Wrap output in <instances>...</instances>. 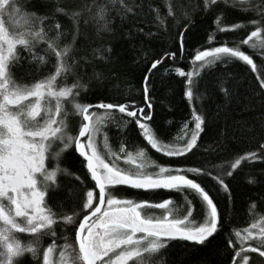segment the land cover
Instances as JSON below:
<instances>
[{
	"label": "snow or ice",
	"instance_id": "obj_1",
	"mask_svg": "<svg viewBox=\"0 0 264 264\" xmlns=\"http://www.w3.org/2000/svg\"><path fill=\"white\" fill-rule=\"evenodd\" d=\"M219 2L203 0L205 10ZM237 2L241 6L237 10L245 14L254 13L253 19L222 27L221 13L215 21L218 31L250 27V34L240 44L251 49H264V0H233V4ZM44 3L56 6L41 12L32 0H0V264H22L26 254H31L36 264H68L66 253L69 249L74 254L71 264H146V254H158L172 241L204 245L218 233L221 224L218 206L198 178L210 176L231 201L225 173L213 175L207 167H173L146 162L144 150L135 156L127 151L124 147L126 139H121L120 150L116 152L109 143L106 129L112 126L124 137L134 122L152 149L166 157L179 158L198 147L201 133L205 130V117L193 108L192 120L182 126L183 143L163 142L149 123L153 119V105L147 76L144 78L143 107L104 102L90 104L81 100L83 94L92 90L94 81L103 83L101 72L94 71L93 76L85 79L77 71L82 61L90 62L87 55H81L84 51L79 46L81 24L87 26L90 21H95L99 35L102 31L114 32L116 19L120 20L121 26L129 20L140 22L144 15L143 0L139 3L135 0H104L90 18H85L80 10L61 6L59 0H44ZM224 3L228 4V0ZM196 11L198 8L191 13L183 9L178 15L174 8L167 10V16L174 20L173 29L179 34L180 57L185 56L184 35L195 22ZM149 14L153 16V27L159 29L163 25V31L169 33L168 21L158 9L153 11L149 5ZM61 17L69 21L67 26ZM133 32L149 39L159 34L158 30L145 31L134 27L126 34L129 39L133 38ZM209 42H214V35L210 34ZM21 51L27 53L24 58L29 63L38 66L37 71L46 67L54 57V72L31 84L19 83L12 68L21 60ZM100 51L92 49L93 54ZM106 51L110 53L111 48ZM168 56L173 62L177 60V52L166 53L164 58L151 64L149 71L156 69ZM100 58L105 59L104 56ZM233 61L243 62L253 72H258L253 58L239 46H228L225 42L221 46L197 50L191 61L192 70L174 69L176 76L185 78V97L192 101L194 89L198 88V78L204 70H212L217 65L227 69ZM168 72L165 69V74ZM69 78H72L70 85ZM257 79L259 88L264 90V76L257 75ZM227 82L221 78L218 86L226 101H230L232 92L224 87ZM258 97L261 108H264V91L258 93ZM116 112L121 114L120 118L116 117ZM72 117L80 118L77 133L71 130ZM189 123L194 127L189 128ZM222 136L226 137V132ZM223 146V142L219 143V147ZM72 149L82 158L79 163L86 169V176L94 182V188L84 192L81 202L74 205L69 214L64 211L63 204L53 208L48 200L60 189L59 174L74 176L81 186L86 187L84 179L62 164L64 154ZM260 149V156H264V144ZM122 158L126 164L141 162L135 163V170L126 169L120 166ZM259 158L256 152H248L235 159L226 176L232 177L243 161ZM150 168L157 170L149 171ZM248 182L256 184L257 179L250 177ZM118 186L176 192L182 195L183 203L182 206L177 205L173 199L148 203L119 198ZM68 192L73 194L72 189ZM196 201H199L198 216ZM256 207L251 203L249 211L253 212ZM146 208L163 210V214H144ZM60 224L66 226L65 231L67 226L78 224L75 227L78 253L68 242L69 237L64 235L63 250L57 261L54 259L58 236L56 227ZM17 234H27L30 239L22 242ZM233 235L235 240H228L235 252L232 264H249L246 254L249 252H258L264 258V215L259 219L254 217L248 227L234 228ZM48 237L52 238L51 242L43 247ZM249 241H256L257 246H246Z\"/></svg>",
	"mask_w": 264,
	"mask_h": 264
},
{
	"label": "trees",
	"instance_id": "obj_2",
	"mask_svg": "<svg viewBox=\"0 0 264 264\" xmlns=\"http://www.w3.org/2000/svg\"><path fill=\"white\" fill-rule=\"evenodd\" d=\"M103 2L104 0H59L61 6L68 10H80L85 18L92 17L97 11V6ZM135 2L139 3L141 0ZM32 3L41 12L49 11L56 6L52 3L45 4L44 0H32ZM143 3L144 15L140 18V22L129 20L121 26L120 20L116 19L114 32L102 31L97 35L98 25L95 21H90L87 26L81 24L79 46L84 49L81 55H87L90 62L82 61L77 71L85 79L93 76L94 71L101 72L103 80L102 85L94 81L92 90L83 94L81 100L90 104L104 102L135 104L143 107L144 78L147 76L149 96L153 105V119L149 123L154 132L163 138V142H177L184 132L183 124L192 120L193 108L205 117V130L201 133L198 147L187 156L179 158L157 153L139 134L134 122L129 126L124 137H121L112 126L106 131L110 137L109 143L116 152L120 150L121 139H126L124 147L127 151L135 156L140 150H144L146 162L154 161L162 166L173 167H207L213 175L223 172L231 192V201H229L228 194L224 193L210 176L198 178L218 206L220 230L204 245L172 241L160 253L146 254V264H232L235 252L229 246L228 240L230 238L235 240L233 229L248 227L254 217L259 219L264 215V156H260V145L264 144V108H261L258 97V93L264 90L259 88L260 81L257 79V75L264 76V49H251L240 44V41L250 34L252 30L250 27L219 32L215 21L222 13L221 26L231 27L237 23L250 22L254 13L245 14L244 11L237 10L241 6L231 1H228V4L220 1L211 5L210 10H205L203 0H143ZM149 5H152L153 11L158 9L160 15L167 19L170 35L163 31V25H160L159 29L153 27L151 23L153 16L149 14ZM169 7L174 8L178 15L183 9L191 13L194 8H198L194 14L195 22L184 35V57L179 56V34L173 29V18L167 16ZM60 19L66 26L69 24L64 17ZM100 23L102 24L103 21ZM134 27L144 28L145 31L158 30L159 34L149 39L143 34L133 32V38L129 39L126 34ZM210 34L214 35V42L211 43ZM225 42L228 46H239L242 51L250 55L257 65L258 72H253L250 66L239 61L230 63L227 69L217 65L212 70H204L198 78V88L194 89L190 102L185 97V78L175 75V67H181L185 71L192 70L191 61L197 50L221 46ZM109 47L110 53L106 51ZM92 49H101V51L93 54ZM170 52H177L175 62L168 56L156 69L149 71L153 62L164 58L166 53ZM25 56L27 53L21 51V60L12 68L13 76L19 83L31 84L54 72L52 68V64L55 63L54 57L46 67L37 71L38 66L29 63ZM101 56L105 59H101ZM165 69L169 70L168 74H165ZM221 78L228 80L224 87L232 92L230 101H226L224 92L218 86ZM71 83L72 78H69L68 84ZM115 115L117 118L121 116L118 112ZM71 119L75 120L72 122L71 130L77 133L80 118ZM192 125L189 123V128ZM225 132L226 137L222 136ZM221 142L224 144L223 148L219 147ZM101 150L103 151L102 144ZM248 152H256L260 158L255 161H243L234 170L233 176L227 177L226 172L231 170V163ZM80 160L81 158L72 149L64 154L62 164L70 169L71 173L84 179L86 187L81 186L74 176L59 174L60 189L48 200L53 208L63 204L64 211L69 214L74 205L81 202L84 192L94 188V182L91 181L90 176H86V169L82 168ZM140 162L135 161V163ZM119 163L123 168L135 170V166L126 164L123 158ZM250 177H255L257 183L250 184L248 182ZM68 189H72V195H69ZM118 196L134 199L137 202L160 203L165 199H173L177 205L182 206L183 203L181 194L163 189L144 191L118 186ZM251 203L257 205L253 212L249 211ZM176 210L174 206V211ZM143 212L147 215L163 214V210L154 208H146ZM196 212L198 216L199 201H196ZM82 218L80 216V219ZM75 227H78V224L67 226L66 231V226L63 224L56 227L58 236L55 257L63 250L64 235L69 237L68 242L72 243L78 252L75 245ZM17 237L25 243L30 239L29 236L22 234H17ZM51 239V237L45 238L43 247H47ZM248 246H257L256 241H250ZM238 247L237 244V249ZM247 255L249 264H261V261H264L258 252H249ZM22 264H36V261L31 254H26Z\"/></svg>",
	"mask_w": 264,
	"mask_h": 264
},
{
	"label": "rangeland",
	"instance_id": "obj_3",
	"mask_svg": "<svg viewBox=\"0 0 264 264\" xmlns=\"http://www.w3.org/2000/svg\"><path fill=\"white\" fill-rule=\"evenodd\" d=\"M220 1H224V0H220ZM228 1H231V2H233V0H228ZM238 3V2H237ZM73 121H75V120H73V119H70V124H71V126H72V122ZM192 127H194V124L192 125ZM184 136V132H183V134L178 138V140H177V142L176 143H183V140H182V137ZM133 165L135 166V162L133 163ZM22 235H26V236H28L27 234H22ZM250 242V241H249ZM248 242V243H249ZM246 246H248V244L246 245ZM78 249V248H77ZM78 253V252H77ZM247 254V253H246ZM73 257H74V254L72 253V251H71V249H69L68 250V252L66 253V259L68 260V264H71V261H72V259H73ZM54 259L55 260H59V255H57V257H55L54 256Z\"/></svg>",
	"mask_w": 264,
	"mask_h": 264
},
{
	"label": "water",
	"instance_id": "obj_4",
	"mask_svg": "<svg viewBox=\"0 0 264 264\" xmlns=\"http://www.w3.org/2000/svg\"><path fill=\"white\" fill-rule=\"evenodd\" d=\"M153 70V69H152ZM94 110H96V109H94ZM77 155H78V153H76ZM79 156V155H78ZM82 159V158H81ZM98 191V190H97ZM77 248H78V245H77Z\"/></svg>",
	"mask_w": 264,
	"mask_h": 264
}]
</instances>
